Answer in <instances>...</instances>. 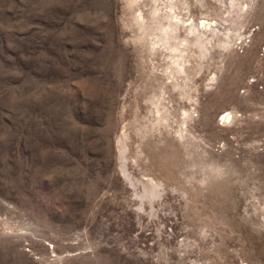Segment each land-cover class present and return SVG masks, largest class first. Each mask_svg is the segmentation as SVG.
Instances as JSON below:
<instances>
[{"label": "rangeland", "instance_id": "374dc122", "mask_svg": "<svg viewBox=\"0 0 264 264\" xmlns=\"http://www.w3.org/2000/svg\"><path fill=\"white\" fill-rule=\"evenodd\" d=\"M167 1L0 0V264H264V0Z\"/></svg>", "mask_w": 264, "mask_h": 264}, {"label": "bare ground", "instance_id": "6f19581e", "mask_svg": "<svg viewBox=\"0 0 264 264\" xmlns=\"http://www.w3.org/2000/svg\"><path fill=\"white\" fill-rule=\"evenodd\" d=\"M134 1H137V0H131V3L134 2ZM168 9L167 11L164 13V16L162 17V21H159L157 22V27L160 31H163L162 34V39L168 43L170 45V48H172L173 50H176L174 48H178L179 46H183L186 45L190 42L191 43V40H194V42H196L200 48H202V50H206V43L205 42H201V40L203 41V39H199V36H198V32L196 33L195 32V29L196 27L193 26V24L190 22L188 25L186 26H180L178 23L179 22H175L173 21L172 19L175 18V14H173V9L174 8V5L178 2L176 0H168ZM231 2V1H229ZM228 2V3H229ZM224 3V2H223ZM229 4H232V3H229ZM177 5V4H176ZM177 8V7H176ZM166 10V9H165ZM178 10V9H176ZM174 10V11H176ZM175 13V12H174ZM177 14V13H176ZM177 17V16H176ZM140 17L138 16V21L141 22V24H143L142 21H140ZM177 19V18H176ZM194 22V21H193ZM198 30V29H197ZM215 30H218V29H213V32ZM224 32V31H223ZM216 33V32H214ZM191 34V35H190ZM209 41V40H208ZM184 47V46H183ZM182 48V47H181ZM187 48H189L187 46ZM186 48V49H187ZM180 49V48H179ZM185 50V49H184ZM226 109V108H225ZM219 112V111H218ZM232 113V112H231ZM219 116H221V119L222 120H228V118H230V113L228 111H225V110H221L219 113H218ZM123 146V145H122ZM124 147V146H123ZM121 149V148H120ZM124 149V148H123ZM120 156L123 158L124 155H123V150L121 149V153H120ZM124 159V158H123ZM123 162V161H122ZM121 170L122 172L126 175V177L128 178V173L126 172L125 170V165L124 163L121 164ZM153 186V185H152ZM152 195H155L158 193V189L153 186L152 190L150 191Z\"/></svg>", "mask_w": 264, "mask_h": 264}]
</instances>
